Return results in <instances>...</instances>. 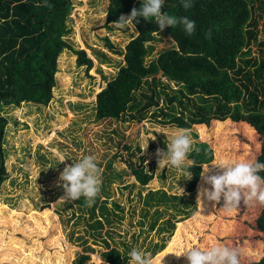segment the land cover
<instances>
[{"label":"rangeland","instance_id":"obj_1","mask_svg":"<svg viewBox=\"0 0 264 264\" xmlns=\"http://www.w3.org/2000/svg\"><path fill=\"white\" fill-rule=\"evenodd\" d=\"M69 2L64 21L69 29L65 37L73 47L85 50L92 65L85 70L75 63L69 49H63L57 57L52 96L45 105L20 102L17 106L0 108L7 119L2 140L6 176L0 183V264H100V259L106 264H128L127 254L132 248L151 254L155 264H160L161 257L162 264H188L184 256L175 254L192 246L205 247L216 242L238 249L240 264L252 260L253 256L246 250L256 249L258 241L262 255L264 234L252 225L260 204L242 203L233 211H225L222 201L216 206L197 201L202 167L228 159L227 154L233 160L256 155L259 144L254 128L251 126L252 132L245 134L237 124L247 122L228 117L222 120H227L232 129L225 133L220 130L215 136L214 132L209 133L212 119L208 124L192 123L189 128H183L188 130L193 142L206 141L212 148V158L200 163L193 188L185 190L184 175L189 170L183 166L190 164V159L181 168L160 169L156 163V149H166L176 129L182 127L158 121L161 116L151 114L154 105L149 106L139 121L95 117V93L123 63L124 44L136 29L131 25L117 29L111 25L112 21H105L108 0ZM249 4L252 15L258 18L260 37L264 34V0H249ZM103 36L122 52L111 51ZM171 45L173 41L163 33L152 43L145 59ZM252 49L256 52L255 45ZM95 51L105 53L107 58H96ZM155 75L159 76V72ZM160 79L166 91L177 88L178 83L164 75ZM143 93H148L145 84L135 95L143 100ZM162 98L159 94L157 106L163 105ZM126 143L129 148L122 146ZM218 143L223 145L219 152ZM244 151L246 156L242 154ZM61 155L67 160L58 163ZM85 155L96 158L104 179L90 207L83 197L70 202L60 200L63 188L57 184L65 163ZM130 162L141 163L146 169L152 167V177L140 187L139 195L134 193V188L128 191L122 186L131 181L138 183L129 170ZM106 169L111 172L114 169L113 174H104ZM161 170L165 175L162 182L156 176ZM155 188L174 195H180L183 189L182 202L175 204L178 209H173L171 204L166 208L157 205L159 213L152 216L155 207L145 206L147 215H142L145 190ZM182 209H191V213L185 215ZM151 219L155 223L148 229ZM177 222L181 223L179 227ZM159 226L165 230L156 231Z\"/></svg>","mask_w":264,"mask_h":264},{"label":"trees","instance_id":"obj_2","mask_svg":"<svg viewBox=\"0 0 264 264\" xmlns=\"http://www.w3.org/2000/svg\"><path fill=\"white\" fill-rule=\"evenodd\" d=\"M192 2L193 6L185 10L181 0H165L161 8L162 13L195 21L196 30L191 36H187L181 26H166L159 30L155 20L137 18L139 23L134 22L136 33L130 35L124 44L123 63L95 93V117L139 121L149 106L154 105L151 114L161 116L158 121L182 128H189L192 123L208 124L212 119L209 133L214 132V136L220 130L225 133L232 127L222 119L244 120L247 123L237 125L245 134L251 133L253 128L257 132L259 146L254 158L264 163V34L257 36L258 18L251 13L252 4L249 0ZM69 3V0H0V108L17 106L20 102L45 105L52 96L54 74L58 70L57 57L63 49H69L75 56V63L85 70L92 65L91 57L86 55L85 50L73 47L65 37L69 29L64 22ZM140 4L141 0H108L105 21L117 20L122 14L128 15L132 8H139ZM208 32H211L210 37L206 36ZM163 33L168 34L174 45L161 49L146 60L152 43ZM102 39L111 51L122 52L108 37L103 36ZM252 45L256 46V52ZM95 54L100 60L107 58L105 53L95 51ZM157 72L159 76L155 75ZM160 75L178 83L177 88L166 91ZM143 84L148 93H143L142 100V97L137 98L135 91ZM157 86L159 89H156ZM159 94L163 96L162 106L156 105ZM6 123L5 115L0 112V183L6 176L2 147ZM200 129L203 131V128ZM122 146L129 148L130 145L126 143ZM217 150H223L222 143L217 144ZM242 154L246 156L245 151ZM227 157L231 159L228 154ZM211 158L212 148L206 141L193 142L188 155L191 162L183 166L187 169L194 162L188 168L191 179H185V190L193 188L200 163ZM147 168L149 170L141 163L133 165L130 162L129 170L138 183L131 181L122 186L128 191L134 188V193L139 195L140 187L152 177V167ZM112 172L108 169L103 171L111 175ZM258 174L264 178V171ZM156 176L162 182L164 171ZM168 186H172V181ZM82 200L85 203V199ZM142 200L144 209L141 214L147 215L145 206H154L151 215L156 216L159 213L157 205L166 208L171 204L177 210L175 204L182 202L183 197L155 188L146 189ZM114 206L119 207V204L114 202ZM181 212L187 215L191 209H182ZM154 223L155 219H151L148 229ZM180 224L177 222L178 227ZM252 225L264 234V206L260 205ZM163 228L159 226L156 231L165 230ZM260 246L261 241H258L256 249H247L253 256L252 260L241 264H264V238L262 255Z\"/></svg>","mask_w":264,"mask_h":264},{"label":"clouds","instance_id":"obj_3","mask_svg":"<svg viewBox=\"0 0 264 264\" xmlns=\"http://www.w3.org/2000/svg\"><path fill=\"white\" fill-rule=\"evenodd\" d=\"M164 2L165 0H141L139 8H132L128 15L122 14L117 20L112 21L111 25L117 29H124L129 25L134 27V22L139 23L137 18L143 17L146 21L155 20L159 30L166 26L171 28L181 26L184 33L191 36L196 30L195 21L184 16L162 13ZM181 4L185 10L193 6L192 0H181ZM206 36L210 37L211 32L206 33ZM151 138L155 139V136ZM192 145L193 140L188 130L177 128L170 142L166 144V149H156L157 168L164 169L169 166L181 168L192 151ZM66 160L62 155L58 157V163ZM261 171H264V163L254 157L239 160L223 159L215 165L204 166L200 172L202 183L198 186L197 201L201 204L203 201L211 202L213 206L221 204L222 201L221 206L225 211H233L242 203L244 205L258 203L264 206V178L258 174ZM184 177L191 179V173L186 170ZM57 184L63 188L60 200L70 202L83 197L90 207L95 203L102 185V173L96 158L85 155L75 162L65 163L59 173ZM127 255L128 264H155L151 254L137 248H132ZM175 255L184 256L188 264H240L238 249L219 242L205 247L192 246ZM162 260L163 257L160 258V264ZM100 264H106L104 259H100Z\"/></svg>","mask_w":264,"mask_h":264}]
</instances>
